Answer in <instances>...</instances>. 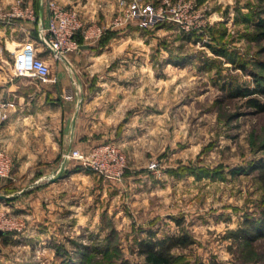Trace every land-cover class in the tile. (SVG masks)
Segmentation results:
<instances>
[{
	"label": "rangeland",
	"instance_id": "rangeland-1",
	"mask_svg": "<svg viewBox=\"0 0 264 264\" xmlns=\"http://www.w3.org/2000/svg\"><path fill=\"white\" fill-rule=\"evenodd\" d=\"M140 2L168 17L149 28L118 25L130 34L95 72L102 84L77 92L83 117L95 119L94 134L106 135L79 150L114 146L124 157L122 176L80 164L93 176L83 198L86 227L76 221L66 240H41V257L53 242L45 264H62L80 246L89 249L84 264H147L138 242L152 236L181 242L174 264H264V238L234 236L264 212V178L252 169L264 164V110L247 103H264V0ZM33 45L45 50L39 39ZM40 54L50 76L61 59ZM0 210L17 220L3 203Z\"/></svg>",
	"mask_w": 264,
	"mask_h": 264
},
{
	"label": "crops",
	"instance_id": "crops-1",
	"mask_svg": "<svg viewBox=\"0 0 264 264\" xmlns=\"http://www.w3.org/2000/svg\"><path fill=\"white\" fill-rule=\"evenodd\" d=\"M26 1L35 9L34 21L3 19L13 0H0V100L6 115L0 122V151L12 164L9 174L0 177V194L10 198L0 203L22 221L20 229L0 233V264H45L50 255L54 257L53 242L44 243L43 248L51 251L45 257L41 242L66 240L73 222L79 221L80 229L86 227L81 224L83 198L93 176L80 168L79 160L63 154L71 148L87 150L105 134L99 129L94 134L95 119L83 117L82 94L77 92L82 86L102 84L95 72L106 66L113 43L125 32L130 34L112 24L121 10L119 0H57L75 8L85 24L97 25L103 33L55 60L50 76H19L10 59L15 49L39 39L48 14V0ZM43 47L34 46L40 56V51L53 54ZM89 96L91 101L96 94Z\"/></svg>",
	"mask_w": 264,
	"mask_h": 264
},
{
	"label": "built area",
	"instance_id": "built-area-1",
	"mask_svg": "<svg viewBox=\"0 0 264 264\" xmlns=\"http://www.w3.org/2000/svg\"><path fill=\"white\" fill-rule=\"evenodd\" d=\"M124 6L122 14H118L114 22L118 25L127 24L130 21L140 28H149L157 22L168 17L167 10L162 7L155 8L152 3L140 2V0H119ZM47 22L39 28L44 37L53 46L56 58L65 56L78 50L81 43H91L97 39L102 29L96 25H86L81 20L78 11L73 7L63 6L57 0H48ZM2 18L7 21L36 19L35 9L26 0H13L10 7L2 13ZM82 39V42L78 40ZM14 72L19 76L48 77L49 64L40 56L31 43L14 51ZM5 103L0 100V122L5 119ZM65 158H75L80 164L93 171L104 174L106 177L120 178L123 173L124 157L111 145L102 144L93 148L89 154H84L79 149L66 151ZM11 159L0 151V177H5L11 169ZM22 224L13 221L3 210H0V233L6 230L20 229Z\"/></svg>",
	"mask_w": 264,
	"mask_h": 264
},
{
	"label": "trees",
	"instance_id": "trees-1",
	"mask_svg": "<svg viewBox=\"0 0 264 264\" xmlns=\"http://www.w3.org/2000/svg\"><path fill=\"white\" fill-rule=\"evenodd\" d=\"M78 40L81 42V38L78 37ZM260 91L258 87H255L254 90H250L248 94ZM247 103L259 111L264 110V103H261L256 97H249ZM252 169H257L260 172V177L264 178V164L256 162ZM235 237L244 239L246 241H253L259 238H264V212L258 219H246L243 223V226L237 230L234 234ZM186 242H182L185 245ZM176 245H181V242L178 240L165 239V238H155L149 236L148 238L138 242L139 253L142 254L145 258L147 264H174L177 257L172 252V249ZM106 247V246H105ZM81 253L79 255L75 253H68L66 257H63L62 264H84L87 252L89 249L87 246H80ZM87 251L82 254V251ZM78 251V249H77ZM77 255V256H76Z\"/></svg>",
	"mask_w": 264,
	"mask_h": 264
},
{
	"label": "water",
	"instance_id": "water-1",
	"mask_svg": "<svg viewBox=\"0 0 264 264\" xmlns=\"http://www.w3.org/2000/svg\"><path fill=\"white\" fill-rule=\"evenodd\" d=\"M38 36H39L40 41L43 43V45H44V46H45L50 52L54 53L55 50H54L53 46L48 42V40L44 37V35H43L41 32H39ZM52 179H53V178H52ZM9 198H10L9 195H6V194H0V201L5 200V199H9Z\"/></svg>",
	"mask_w": 264,
	"mask_h": 264
}]
</instances>
